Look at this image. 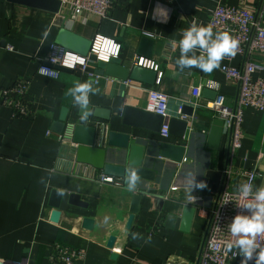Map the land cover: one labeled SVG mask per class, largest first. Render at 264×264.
<instances>
[{"label": "crops", "instance_id": "1", "mask_svg": "<svg viewBox=\"0 0 264 264\" xmlns=\"http://www.w3.org/2000/svg\"><path fill=\"white\" fill-rule=\"evenodd\" d=\"M218 5L250 6L264 25L262 0H115L111 19L100 22L87 17L83 22L84 15L74 25L61 10L55 14L0 0V94L17 80H29L28 97L34 114L33 118H16L10 108L0 104V259L18 262L26 259L30 264H48L52 245L61 243L86 251L85 259L76 264L199 263L213 211L229 183L228 168L258 169L261 177L255 188L264 185V111H245L242 146L234 157L230 155L231 133L228 130H225L218 150L208 149L206 143L212 122L219 117L207 107V103L214 101L203 97V91L218 92L228 104L235 106L239 85L230 83L219 68L212 73L197 68L181 71L175 64L179 47L172 50L168 44L171 39L179 40L183 29L194 20L208 25L209 17ZM158 6L167 11L166 20L153 19ZM61 29H69L90 41L99 35L119 43L122 47L117 59L126 68H132L141 58L138 55L141 39L153 40L152 56L145 60L159 66V71L155 72L157 79L162 73L160 83L150 86L108 76H100L95 83L86 73L72 70L61 71L60 80L39 75V65L50 46L56 43ZM248 60L264 65V58L246 51L232 60L226 56L221 66L240 68ZM98 63L91 64L89 71L97 74ZM258 78L264 79V70L254 75V80ZM85 81L91 82L87 105L111 112V120L104 122L109 131H132L122 125L123 109L130 106L146 110L151 89L171 97L168 119L178 116L180 105L194 108L193 117L179 115V119L189 122L183 140L134 130L135 136L141 137L149 150L147 165L156 170L157 180L139 189L141 209L130 230L127 223L135 191L128 189L125 181L120 179H116L118 184H105L71 173L78 164L73 146L65 136H62L63 141L59 140L60 135L54 130L65 108L71 111L70 120L81 125H94L96 119L76 118L81 105L75 102L72 89ZM195 86L202 87L198 106L185 101L191 87ZM165 142L185 146L186 161L174 164L160 158L156 150ZM112 156V160L122 158ZM81 168L102 173L89 165L81 164ZM211 170L224 173L219 193L209 190L207 173ZM189 172L207 187L193 189L190 193ZM54 191L61 193L58 208L51 205ZM73 196L78 197L76 205L71 204ZM189 198L203 200L195 204L189 202ZM187 206L195 207L196 212L185 230L182 216ZM55 210L60 212L56 223L52 220ZM86 218L94 221L92 230L83 228L82 221ZM133 232L140 237L133 239ZM112 236L116 242L109 248L107 244ZM113 255L117 258L113 259ZM241 259L239 254L231 264H241ZM249 264H254V260Z\"/></svg>", "mask_w": 264, "mask_h": 264}, {"label": "built area", "instance_id": "2", "mask_svg": "<svg viewBox=\"0 0 264 264\" xmlns=\"http://www.w3.org/2000/svg\"><path fill=\"white\" fill-rule=\"evenodd\" d=\"M62 14L68 16L69 22L74 25L77 20L82 19L85 22L87 17H94L100 22L111 19L112 9L115 0H61ZM262 13H264V0H262ZM208 24H211L213 31H228L239 41V46L235 56H229V59L243 55L246 51L251 54H257L264 58V25L260 17L256 15L255 9L250 6H242L240 8H232L226 5H218L210 15ZM144 36L148 34L144 33ZM92 47L87 56H82L71 52L56 43H53L44 59L39 65L38 74L53 80H60L61 71L56 67L67 70L86 73L88 77L98 82L100 76L94 72H90L91 64L100 61L109 62L113 58H118L121 45L114 40L103 38L99 35L92 41ZM69 56H75L77 59L70 61L74 66L68 67L65 60ZM80 60L83 63H80ZM135 65L159 71V66L155 62L138 58ZM226 79L232 84L239 85V98L235 106L227 103L224 96H219L217 101L207 103V107L217 116L225 121V130L231 133L230 155L234 157L241 149L244 137L242 123L243 116L247 109L264 111V79L258 78L254 80V75L264 70V65L255 60H248L240 68L231 65L219 67ZM162 73L156 83H160ZM114 81V80H113ZM128 83V82H126ZM29 80L20 79L15 82L12 88L4 90L0 94V104L8 106L13 110V116L19 118L30 117L34 114L31 111V102L28 97ZM202 87H191V92L186 103L192 106H198L197 100L201 98ZM182 102V100H181ZM171 97L155 89L148 91L147 111L163 116L164 123L161 129V136L169 138L170 123L166 118L169 116V105ZM184 105L179 106V112ZM100 133L103 139H106L109 128L106 124H99ZM63 141L64 137L58 136ZM186 159H184V162ZM71 173L75 175H84L91 179H95L105 184H118V181L112 177L106 176L103 172H89L81 168V164H77L71 169ZM229 176V183L222 190L217 206L213 211L211 223L204 244L202 246L198 264H231L239 256V250L233 249V252L224 255L223 243L226 240L234 239L228 232V225L232 218L238 214L250 215V211L244 207L246 200L238 193V187L244 182L251 183L253 190L257 180L261 177L258 169L247 170L231 166L226 171ZM123 184V183H121ZM202 198H189V202L200 203ZM259 243L264 244V235L257 238ZM86 251L72 247L69 245L55 243L52 245L48 254V264H76L83 261L86 257ZM235 253V254H233ZM0 264H30L28 260L10 261L0 259Z\"/></svg>", "mask_w": 264, "mask_h": 264}, {"label": "water", "instance_id": "3", "mask_svg": "<svg viewBox=\"0 0 264 264\" xmlns=\"http://www.w3.org/2000/svg\"><path fill=\"white\" fill-rule=\"evenodd\" d=\"M13 3L30 6L41 9L51 13H59L61 3L59 0H8ZM56 44L59 46L77 53L82 56H87L92 47V41L78 35L69 29H61L57 35ZM153 40L142 38L139 44L138 55L145 59H150L152 56ZM60 71L67 69L56 67ZM97 75L108 76L118 81H137L146 85H154L157 80V73L149 68L138 65L132 68H126L122 65V61L117 58L111 59L109 62L100 61L97 65ZM203 97L212 101H216L219 97L218 92H211L207 89L203 91ZM70 109H63L59 120L55 123V132L59 135L68 132L70 142L73 146V154L75 160L79 164L89 165L95 169L102 171L106 176L114 179L125 181L128 189L135 191L132 197V205L130 217L127 223V229H131L133 222L139 215L141 209L142 195L139 189L146 188L147 184L157 180V172L148 167L149 150L143 144L141 137H136L134 130L161 133L164 123V117L151 113L143 109L126 106L123 109L122 125L131 128L132 131L117 132L109 131L106 139L101 137L99 124L81 125L80 123L70 120ZM180 116L193 117L194 108L184 105L178 116L170 118V135L177 140H183L186 130L189 126L188 121L179 119ZM77 120H101L109 122L111 120V112L103 108H92L88 105L80 106L76 115ZM225 132V121L221 118H216L212 122V126L207 137L206 146L211 150H218L221 138ZM136 140V141H135ZM105 146V147H102ZM186 147L180 144L163 143L157 147V152L160 158L165 159L174 164H181L184 161L186 154ZM120 152V153H116ZM121 156L122 161L112 160L111 157ZM136 175L138 179L132 184L130 188L129 177ZM207 177L210 180L209 190L212 193H219L224 182V173L216 171H208ZM61 193L53 192V202L51 205L54 208L59 207V197ZM74 197V196H73ZM71 199V204H78L75 200L78 197ZM196 208L187 206L183 211V229L188 230ZM60 219V212L55 210L52 215L53 222H58ZM94 221L91 219H84L82 221L83 228L92 230ZM116 242L115 237H110L107 246L113 248ZM116 259V255H113Z\"/></svg>", "mask_w": 264, "mask_h": 264}, {"label": "clouds", "instance_id": "4", "mask_svg": "<svg viewBox=\"0 0 264 264\" xmlns=\"http://www.w3.org/2000/svg\"><path fill=\"white\" fill-rule=\"evenodd\" d=\"M167 19V11L162 7H157L153 14V19ZM172 50L179 47V56L175 59V64L183 71L185 69L197 68L204 73H212L221 66V61L226 56H235L239 46V41L228 31H213L211 24L204 25L195 20L189 27L183 29L179 40L168 41ZM75 56H69L65 60L68 67L74 66L70 61H74ZM80 63H83L80 60ZM91 90V82L85 81L77 83L72 89V95L77 104L83 106L88 104V94ZM138 179L136 175H131L130 188ZM189 192L193 189H204L205 182H197L193 173H188ZM239 195L247 202L244 205L250 211V215L238 214L234 216L228 225V232L234 239L226 240L223 243L224 255L238 249L242 257L241 264H249L254 260V264H264V244L259 243L257 238L264 235V185L256 187L244 182L238 187ZM107 221V217L105 218ZM140 234L133 232L132 238L137 239ZM151 237H148L150 240ZM235 254V253H233Z\"/></svg>", "mask_w": 264, "mask_h": 264}, {"label": "bare ground", "instance_id": "5", "mask_svg": "<svg viewBox=\"0 0 264 264\" xmlns=\"http://www.w3.org/2000/svg\"><path fill=\"white\" fill-rule=\"evenodd\" d=\"M60 1V3H61V7H60V10L62 11V2H61V0H59ZM60 12V11H59ZM142 58V57H141ZM143 59H145V58H143ZM37 73H38V71H37ZM13 87V86H12ZM11 87V88H12ZM29 87H30V85H29ZM8 89H10V88H8ZM6 90V89H5ZM28 91H29V88H28ZM3 92V91H2ZM29 94V93H28ZM218 99V98H217ZM217 101V100H216ZM215 102V101H214ZM5 107H8V106H5ZM8 108H10V107H8ZM11 110H12V108H10ZM147 111V110H146ZM12 112H13V110H12ZM16 118H19V117H16ZM26 118H29V117H26ZM220 118V117H219ZM222 119V118H221ZM166 120H168V121H170V118L168 119V118H166ZM223 120V119H222ZM97 121H101V120H96L93 124H105L104 122H106V121H101V122H97ZM169 134H170V127H169ZM61 136H65V138H66V141H69L70 142V136H69V134H68V132H64L63 134H61ZM72 144V143H71ZM109 177V176H108ZM86 253V252H85ZM86 255H87V253H86Z\"/></svg>", "mask_w": 264, "mask_h": 264}]
</instances>
